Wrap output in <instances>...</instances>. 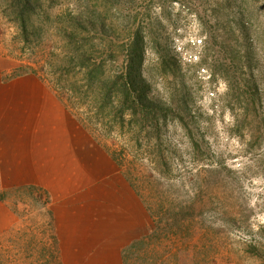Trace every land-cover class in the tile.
Returning <instances> with one entry per match:
<instances>
[{"label": "rangeland", "instance_id": "rangeland-1", "mask_svg": "<svg viewBox=\"0 0 264 264\" xmlns=\"http://www.w3.org/2000/svg\"><path fill=\"white\" fill-rule=\"evenodd\" d=\"M137 31L159 131L115 118L119 87L105 98ZM26 32L0 0V80L30 75L53 93L21 111L2 90L0 264H264V0H39ZM56 100L75 121L56 120ZM88 137L130 205L119 228L76 240L28 182L87 181Z\"/></svg>", "mask_w": 264, "mask_h": 264}, {"label": "crops", "instance_id": "crops-1", "mask_svg": "<svg viewBox=\"0 0 264 264\" xmlns=\"http://www.w3.org/2000/svg\"><path fill=\"white\" fill-rule=\"evenodd\" d=\"M1 65L2 62L0 60V77L2 75V71L4 68L3 65L2 66ZM10 86L15 87L16 91L9 89ZM3 89L5 90L4 98L10 96L11 91L15 93L12 103H14V100H16V102H21L23 104V106L21 107V111H23L28 104L29 107L26 108V111L27 110L32 111L31 104L29 101L31 97L37 98L39 96L37 94L38 93L42 94L43 92L44 93L47 92L49 94L52 93L50 88L45 83L41 82L39 79L30 75L24 77H15L14 79L8 82H2L0 80V98L4 91ZM33 89H35V92H33ZM56 102L59 105L58 116L56 117V120H59L62 116H64L66 109L63 108L57 100ZM66 113L68 114V112ZM29 115L30 112L24 116L26 117ZM68 116L74 120L72 115L68 114ZM14 120H16V116ZM83 131L85 132L86 135L87 134L86 131L84 129ZM88 141L87 142L83 141L81 142L80 145V151L82 152V154L87 153L88 158L93 159V161L90 163L91 171L90 170L85 171L84 169L85 176L88 179L87 181L81 182L72 179L70 183H64L61 181L59 182L56 181L57 179L60 178L55 176L56 179L55 181H53L51 177H47V178L43 177L41 179H38V181L28 182V186L37 185L39 187H42L46 190V192L51 196L52 199L54 198V200L57 202V205L56 206L54 205V212L56 213V215L57 213L61 214L60 217L57 215L58 225H59L58 227H60L62 223L66 222L67 225L70 227L69 231H71L70 232L71 235L75 236L76 240H77V235L80 233L81 229H86V231L94 232L98 234L100 227L103 226L104 228L105 226H108L110 227V229H113L114 226L116 228H119L120 227L119 215L124 209L125 210L127 209L128 211L130 205L127 201L128 199L127 196L128 193L126 192L127 190L123 191V193L125 194V196H123L125 198L124 199L122 197H119L120 196L118 195L119 190L116 189L115 185H114L115 188H111L109 184H106L107 182L106 179H108L107 176L111 175L114 171L113 167L108 163V160H106L105 155L103 154L102 151H100L98 145L94 144L89 137H88ZM63 159L66 162V159L64 157ZM68 160L71 161L72 159H68ZM1 164L4 163L0 160V166ZM69 170L74 172L76 170L75 164L71 163L69 165ZM112 179L121 181V179L114 178V176H112ZM113 180L111 181L112 183ZM11 185H26V184L13 183ZM124 185L128 187L127 183ZM0 186H4V185L0 182ZM133 203H135V199ZM59 234H60V243H62L61 244L62 248L64 247L62 251L65 252L66 245L63 244V242H65L63 241L65 233L59 231ZM93 238L97 240L98 236H96V238L95 237ZM114 244H116L115 241ZM71 249L73 250V247H71ZM116 253L118 255V252ZM109 254L110 253H108L107 255L109 256ZM74 258L75 257L72 252L71 260L69 259L67 262L71 263ZM117 263L121 264L120 255L115 258L114 263L111 262L110 264H117Z\"/></svg>", "mask_w": 264, "mask_h": 264}, {"label": "trees", "instance_id": "trees-1", "mask_svg": "<svg viewBox=\"0 0 264 264\" xmlns=\"http://www.w3.org/2000/svg\"><path fill=\"white\" fill-rule=\"evenodd\" d=\"M39 0H9V7L12 16L17 21L22 31L26 32V26L31 14L34 13ZM144 40L140 31L135 32L132 37L131 49L126 54V67L120 77L110 80V88L106 89L105 98H108L111 87H119L116 97L117 112L115 118L123 119L124 114L129 112L132 117H138L142 124H149L152 128L159 131L166 123V117L162 120L156 115L158 109L164 110V106L157 101H152L148 97L149 87L142 77V65L144 60ZM101 107H104L102 104ZM170 108L168 109V111ZM142 241V240H141ZM139 240L133 242L128 247L133 248Z\"/></svg>", "mask_w": 264, "mask_h": 264}]
</instances>
